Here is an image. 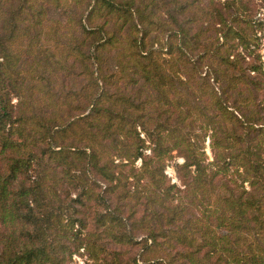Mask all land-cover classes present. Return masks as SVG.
I'll return each instance as SVG.
<instances>
[{"label":"trees","instance_id":"obj_1","mask_svg":"<svg viewBox=\"0 0 264 264\" xmlns=\"http://www.w3.org/2000/svg\"><path fill=\"white\" fill-rule=\"evenodd\" d=\"M262 8L0 0V264H264Z\"/></svg>","mask_w":264,"mask_h":264},{"label":"rangeland","instance_id":"obj_2","mask_svg":"<svg viewBox=\"0 0 264 264\" xmlns=\"http://www.w3.org/2000/svg\"><path fill=\"white\" fill-rule=\"evenodd\" d=\"M258 18H264V8L260 9V15H258ZM260 53L262 55V61L264 62V33L262 36V41H261V46H260ZM207 155L209 156V159H211V150L209 148V140L207 141ZM182 161L181 160H176L174 162H172L170 164V166H168L166 168V173L167 175L172 179L173 182L179 184L178 182V177H177V165L180 164ZM76 263L75 264H84V261L79 258V257H75L74 258Z\"/></svg>","mask_w":264,"mask_h":264}]
</instances>
